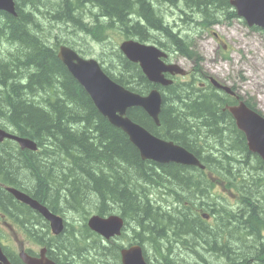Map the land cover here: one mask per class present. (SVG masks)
<instances>
[{
  "label": "trees",
  "instance_id": "trees-1",
  "mask_svg": "<svg viewBox=\"0 0 264 264\" xmlns=\"http://www.w3.org/2000/svg\"><path fill=\"white\" fill-rule=\"evenodd\" d=\"M15 1L18 17L0 11V128L32 139L38 151L22 150L13 141L0 143V196H6L4 186H13L63 217L64 212L84 214L83 220L75 221L78 225H72L74 229L66 220L61 235L43 242L58 257L62 254L60 264H122L120 252L126 245L160 244L163 240L166 253L161 259L165 264H214L209 257L198 255L193 240L199 239H204L210 251L217 253L220 260H227V264L251 259L255 264H264L263 250H243L239 239L240 248L233 249L227 240L231 235L224 237L223 243L220 231L226 232L207 225L203 215L212 208L203 207L206 201L194 202L201 182L188 176L197 173L195 168L143 161L128 136L99 113L84 88L58 59L62 44L85 56L92 50L87 47L86 53L82 52L77 41L64 38L67 30L100 44H107L110 36L119 33L125 40L153 43L193 57L192 40L186 36L190 33L175 32L166 14L169 10L173 15L181 12L189 27L199 24L208 29L226 18L238 19L231 0H50L47 4ZM197 14L200 20L194 19ZM182 22L181 17L175 20L176 25ZM110 45L99 59L104 71L133 92L145 95L154 89L140 66ZM187 86L191 85L178 84L162 92L159 127L142 109L128 114L134 122L183 146L202 161L208 170L203 172L208 178L202 177L206 190L196 194L208 198L209 193L214 204L220 202L217 193L212 192L214 175L219 184L241 177L249 186L244 174L257 172L256 169L254 176L258 179L262 160L250 157L244 134L227 123V114L219 110L220 96H204L194 86L189 93ZM199 135L203 140L196 138ZM208 139L219 142L222 157L204 154ZM213 153H217L215 149ZM160 171L162 174H158ZM165 178L170 180H162ZM172 185L175 189L171 190ZM248 189L239 184V190L232 191L246 198L253 196ZM255 190L258 189L252 186L250 191ZM180 191L184 196H180ZM157 195L165 198L157 201ZM195 206L202 207L195 213L190 210ZM24 207L35 214L32 216L41 222L45 235L49 224ZM88 208L94 211H87ZM113 213L124 218L126 228L120 238L104 242L90 230L87 221L92 214ZM219 220L221 225L224 221L228 224V219ZM133 223L141 235L130 241L127 232ZM28 230L33 232L34 228ZM254 232L258 236L256 229ZM127 238V244L118 241Z\"/></svg>",
  "mask_w": 264,
  "mask_h": 264
},
{
  "label": "water",
  "instance_id": "water-1",
  "mask_svg": "<svg viewBox=\"0 0 264 264\" xmlns=\"http://www.w3.org/2000/svg\"><path fill=\"white\" fill-rule=\"evenodd\" d=\"M14 5L15 0H0V11L17 16ZM231 5L236 9L238 17L244 19L248 26L264 29V0H231ZM120 49L131 63L140 66L148 81L153 84L169 86L172 81L164 75L168 72L185 74V71L178 65L165 64L163 59L167 58V54L157 46L129 39L121 43ZM58 59L91 97L99 113L129 136L143 161H152L162 165L175 163L204 169L200 160L186 148L159 138L128 117L130 109L141 108L159 125L163 101L158 90H153L147 96L132 92L113 80L98 60L84 58L67 46L60 48ZM231 112L240 130L246 134L250 150L264 159V118L250 110L245 104L231 109ZM5 139L17 142L22 150H38L35 141L16 136L0 128V143ZM7 191L16 200L28 205L50 222L55 235L59 236L64 232L65 219L63 217L53 214L46 206L21 190L9 187ZM88 225L91 230L110 241L122 235L125 221L120 215L106 217L94 215L90 217ZM120 254L122 264H148L141 245L134 244L125 247ZM22 257L27 264H54L48 260H34L26 254H22ZM0 264H10L1 246Z\"/></svg>",
  "mask_w": 264,
  "mask_h": 264
},
{
  "label": "rangeland",
  "instance_id": "rangeland-1",
  "mask_svg": "<svg viewBox=\"0 0 264 264\" xmlns=\"http://www.w3.org/2000/svg\"><path fill=\"white\" fill-rule=\"evenodd\" d=\"M36 1L45 2V4L50 2V0L49 1L48 0L46 1L36 0ZM175 10L177 9L175 8ZM166 15L168 16L167 18H170L172 20L170 21L167 19V21L173 27L175 32H179L182 35L183 34L186 35L185 33L187 32L190 33V34H187L186 36L187 38H190L192 40L190 44H191V50L193 51V58H196L197 53L198 55L202 57V61L198 65L200 74L203 71V73L208 75L209 77L214 78L221 83L225 82L230 87L232 85L239 84L241 87L240 88L241 94L244 96H250V97L255 98L257 100V103L259 105L261 103V106L264 109V32L254 31L251 27H248L246 24H244L242 21L238 19L233 21V19L226 18V21H223V23L219 25H215L207 29V28L202 27L199 24L198 26L194 25L192 27H189V25L185 21L186 17L181 12H179L178 15L177 14L173 15L171 10H169V12ZM179 17H181V19L184 20V23L182 22L181 24L176 25L175 20L179 19ZM193 17L195 20H200L199 14L193 15ZM215 33L218 34L217 37ZM64 34H65L64 38H69V39L77 41L76 46L82 52L86 53L87 47H91L92 50L91 52H89V54H87L86 57H94L98 60L100 59V55L102 54V52L106 49V46L108 43L111 44L110 48L113 46L119 48L120 44L125 40L124 37H122L119 33H114L112 38L110 36L111 40L107 41V44L106 43L100 44L97 41L92 42L93 40L92 41L86 40V37L83 34L75 35L73 34V31L67 30L66 32H64ZM225 48L228 49V51L225 50ZM227 55L228 57L226 59L225 56ZM175 58L179 62L184 63L185 61L183 57L178 56V55H175ZM193 64H194L193 61L188 60V65H185L184 67H186L187 69L190 68L191 70L193 67ZM187 80L188 79H185L183 81H187ZM193 86L196 87L195 85L187 86V89H188L187 92L191 93L193 90L192 88H194ZM200 92L210 97L212 96L216 97L217 99L219 97L217 96V90L211 89L206 92L204 91H200ZM195 136H198V135H195ZM196 138L197 139L200 138V135L199 137H196ZM200 139L203 140L202 138ZM218 143L219 142H217L216 140L213 141L211 139H208L207 145H209V147L203 150L204 154L213 156L214 158L222 157L223 153L221 152V149L219 148V146H217ZM226 144L228 145L229 142H226ZM222 145L226 146L225 144H222ZM210 149H213V151ZM214 149L217 153H213ZM227 155H229V153ZM253 162L256 163L254 160ZM253 173L255 172H252V174ZM158 174H162L161 171L158 172ZM188 176L194 178L195 180L201 181L200 187L197 189V192L198 190H206V187L204 186V183L202 182V178L199 174L191 172ZM162 180L167 181L170 179L165 178ZM163 185L166 186V184H163ZM173 186L174 185L169 186V189L171 190L175 189ZM242 186L246 188L248 187L246 183L245 184L243 183ZM196 193L194 196V202L203 204V202L206 201V203H204L206 206L204 205L203 207L212 208V211H213L212 214L216 216V220L211 219L207 225L209 227H212L213 229L218 226L215 229V231H217L218 229L221 230L225 228V226H227V222L224 221L223 224L221 225V222L219 219L220 218L229 219L231 217V213L229 209L232 207L226 206L225 204H220L221 202H217L213 204L212 198L209 193H208V196H209L208 198L202 197L200 194L197 195ZM180 194H181L180 196H184L183 191H180ZM163 195H167V194H163ZM161 197L163 199L165 198L164 196H161ZM161 197L157 195L155 198L157 201L161 202L162 201ZM185 200L189 201V199H184L183 201ZM201 207L202 206L190 207V210L192 212L195 211L196 213L199 210L198 208H201ZM246 207L247 206L242 205V206L237 207V209L242 210V209H245ZM90 210L91 208L87 209V211H90ZM91 211L93 212L94 210L92 209ZM234 211H237V210H234ZM206 213H209V212H206ZM64 214L66 215L65 218L69 223L68 226L70 229L73 228L72 225H78L77 223H75V221H80V220H83L84 218V214L82 213L73 214V213L64 212ZM261 214L264 217V211L261 212ZM34 217L35 216H32V215H29V217H27V219L30 220L31 223H28L25 226L26 230H28V227L30 228L31 226L34 229L41 228V227H38L36 223H34V219H33ZM236 226H238V223L236 224L234 223L233 225V229H234L233 239L232 238H230V240L227 239L230 242L229 243L230 247H233V249H238L239 241L238 240L236 241V238L238 236L247 243L254 242L260 245V240L258 239L256 235H254L250 241H247L248 240L247 236L249 235L240 233V229H238ZM135 227L136 226L133 223V224H130V227L128 228L127 237H129L130 241L131 239L138 237V235L139 236L141 235L140 230L139 229L136 230ZM8 232L9 230L6 229V233ZM220 235L221 237H223L221 239L223 243H224V237L229 238L228 233H221L220 231ZM190 237H191V234H190ZM20 239L22 238L20 237ZM118 241L120 243L127 244L128 238L121 239ZM193 241L197 245L196 251L198 252V255L200 257L204 256L205 259L206 257H209L210 260L214 264H227L228 263L227 260L224 261L223 258L220 260L218 258L217 253H212L210 251V246H206V242L204 241V239H199V241H195V240ZM79 245H82V244L79 243ZM145 246L148 252L150 253L156 252L159 258H162L165 256L166 252L165 250L163 251L165 247L164 240L161 241L160 244H156V243L152 244L150 242L149 243L146 242ZM59 254L62 256L61 253ZM61 256L60 258L61 260H63ZM232 259H235V258L232 257ZM172 262L173 261H170V264H172ZM235 262H239V260H235ZM246 264L248 263L246 262Z\"/></svg>",
  "mask_w": 264,
  "mask_h": 264
},
{
  "label": "flooded vegetation",
  "instance_id": "flooded-vegetation-1",
  "mask_svg": "<svg viewBox=\"0 0 264 264\" xmlns=\"http://www.w3.org/2000/svg\"><path fill=\"white\" fill-rule=\"evenodd\" d=\"M15 17H18L15 16ZM217 36V35H216ZM225 50L228 51V49L225 48ZM167 58L165 59L166 64H178L181 68H183L186 71L185 76H182L180 74H172L170 72L166 73V78L168 80H171L172 83L168 87H174L179 85H195L197 90L201 91H209V90H217V96H220L221 100H218L220 103L221 108L223 110L221 112L226 113L227 111L225 108H228V106H237L241 102H245L249 108L261 113L264 115V109L257 103V100L250 96H244L240 92V85L235 84L232 85L230 88L232 89V93H228L223 89L217 88L216 84L219 82L209 77L208 75L204 74L203 71L200 74V71L198 69V65L200 64L202 58L197 54L196 58H193L191 56H185L184 54H181V56L185 59L184 63L179 62L175 58V54H179L176 51H170L167 49ZM226 57V56H225ZM188 60L193 61V67L190 70L184 67L185 65H188ZM185 79H188L187 81H183ZM220 85H227V83H219ZM153 85V84H152ZM165 89H162V92ZM190 93V92H189ZM205 96V94H204ZM219 106V107H220ZM229 111V110H228ZM162 113V112H161ZM230 113V111L228 112ZM226 113L228 124H231V127L235 130L237 128L236 121L233 117V115H229ZM247 149L249 152L250 149L247 144V139L245 136V139H243ZM252 153V152H251ZM208 157V156H207ZM245 157V156H244ZM252 158H255L256 160L260 159L262 160L259 162L262 163L260 169H259V178L257 179L254 175L258 172V170L254 169L255 173H250L249 175L247 173L244 174V177L249 182L248 190L253 196H246L244 198V195L236 194L232 191H238L239 190V184L242 186L241 182L244 183L241 179V177L235 178L232 181L234 182H227L223 181V183L219 184L216 183L218 176L214 175L212 177L213 181L215 182V185L212 192H217L220 196L218 199L221 203L225 204L226 206L232 207L230 208L231 217L228 219V224L223 228V232L228 233L231 235V238L233 239L234 235V229L233 225L234 223H238V226H236L238 229H240V233L247 234V241H250L254 235H256V232H254V229L257 230V237L260 240V245L257 243H247L243 239H241L239 236L236 239H239L242 245L241 249L246 251H264V217L262 216L261 212L264 211V201H262L261 198H264V160L257 154L252 153ZM208 171V170H207ZM203 172L205 171H199L197 174L201 176V178L205 175ZM206 176V175H205ZM208 178V176H206ZM197 182H201L199 180H196ZM245 184V183H244ZM252 186L256 187L258 190H255V192L250 191L252 190ZM3 191L6 192V196H0V244L2 247L6 249L4 250L10 264H27L24 260V258L21 256V252H25L30 258L34 260H43V249L47 246L43 245V242L47 239L54 238L53 234L50 233V231H47L45 235L42 233V226L41 222L39 223L34 218V223L38 225V227H41L40 229H34L33 232H29L26 230L25 226L28 223H31L30 220L27 219L29 215H33L30 210L25 208L21 202L16 200L12 194L8 193L6 191V187H3ZM226 194V195H225ZM255 194V195H254ZM8 196V197H7ZM10 196L11 200H10ZM22 205V206H21ZM247 206L245 209H237L239 206ZM250 209H253L251 211ZM237 210V211H234ZM211 210V219L216 220V216L212 214ZM38 213V212H37ZM39 214V213H38ZM35 215V214H34ZM235 216V217H234ZM241 216L243 217L241 219ZM224 219V218H221ZM227 219V218H225ZM43 222V221H42ZM209 223V220H208ZM6 229L9 230L8 233H6ZM27 233H26V232ZM11 233V235H10ZM20 237L22 239H20ZM134 240H138V237H136ZM237 241V240H236ZM244 241V242H243ZM144 249V256L148 264H165L161 258L157 255V253H150L147 251L145 245L142 246ZM48 248V247H47ZM240 248V246H239ZM256 253V252H255ZM154 254V255H153ZM45 258L47 260H50L54 262L55 264L61 263L60 256L58 257L54 250H48L45 253ZM264 259V256L261 258ZM247 263H256L253 259L250 261H247ZM232 264H246L243 260H239V262H234Z\"/></svg>",
  "mask_w": 264,
  "mask_h": 264
},
{
  "label": "bare ground",
  "instance_id": "bare-ground-1",
  "mask_svg": "<svg viewBox=\"0 0 264 264\" xmlns=\"http://www.w3.org/2000/svg\"><path fill=\"white\" fill-rule=\"evenodd\" d=\"M14 7H15V12H16V14H17V2H16V1H15V5H14ZM62 46L70 47V46H68V45L62 44V45H60V47H59V49H58V52H59V50H60V48H61ZM70 48H71V47H70ZM150 84H153V83L150 82ZM5 130H6L8 133H11V134H14V135H16V136H19V135L13 133V132L10 131V130H7V129H5ZM19 137H22V136H19ZM22 138H27V137H22ZM27 139H30V138H27ZM31 140H32V139H31ZM4 141H5V140H4Z\"/></svg>",
  "mask_w": 264,
  "mask_h": 264
}]
</instances>
